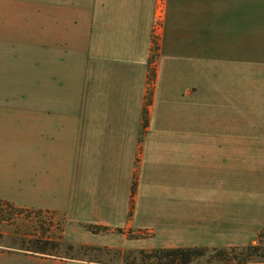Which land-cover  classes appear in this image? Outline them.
Instances as JSON below:
<instances>
[{
	"label": "crops",
	"instance_id": "crops-1",
	"mask_svg": "<svg viewBox=\"0 0 264 264\" xmlns=\"http://www.w3.org/2000/svg\"><path fill=\"white\" fill-rule=\"evenodd\" d=\"M0 200L61 215L80 246L129 250V232L157 239L144 251L250 245L264 0H0Z\"/></svg>",
	"mask_w": 264,
	"mask_h": 264
},
{
	"label": "trees",
	"instance_id": "trees-1",
	"mask_svg": "<svg viewBox=\"0 0 264 264\" xmlns=\"http://www.w3.org/2000/svg\"><path fill=\"white\" fill-rule=\"evenodd\" d=\"M5 208L8 211L3 212ZM23 210L15 208L11 204L0 200V224L6 222L13 215L20 214ZM2 235H0V239ZM59 247L55 241L44 237H19L12 241L10 248L16 251L29 255H36L44 258H57L53 253L57 251ZM69 251L74 250L73 246H68ZM77 252L87 255H96L93 260H84L76 257L59 258L85 261L87 263H99V264H119L114 263L112 260L120 258V264H198L199 259L206 257L208 249L203 247H189V248H162L152 251L139 250L136 254L139 256V263L134 258H131L132 252L126 253L120 250H109L106 248H99L93 246H79ZM212 256L203 264H264V246L253 245L246 246L240 252H236L234 249L229 251L223 249H212ZM100 256H111L110 262H102L99 260Z\"/></svg>",
	"mask_w": 264,
	"mask_h": 264
},
{
	"label": "rangeland",
	"instance_id": "rangeland-1",
	"mask_svg": "<svg viewBox=\"0 0 264 264\" xmlns=\"http://www.w3.org/2000/svg\"><path fill=\"white\" fill-rule=\"evenodd\" d=\"M165 144L167 143H164V146ZM22 210L23 211L20 214L13 215L9 220L0 224V235H2V238L0 239V252L16 251L15 249H12L10 247L12 246V241L15 239H19V237L27 236V239H30V237H44L58 243L59 247L57 248V251L53 253L57 258H68L71 256L84 260H93L95 258L96 255L94 254L89 255L87 253V255L84 256L83 254L77 252V248L80 245L73 243L76 238L78 240V237L75 236L76 232L74 231V226L72 223L67 222L61 215L24 209ZM2 211L7 212L8 210L3 208ZM119 238L120 236L116 235L115 239L117 242L119 241ZM126 238L129 241L127 242L126 246L129 250H125L122 252H132L133 254L131 258H134L137 263H139L140 258L136 254V251L146 248L147 246L156 248L153 244L158 242L156 238H148L144 233L138 232H129L128 234H126ZM258 244L264 246V230L260 232L258 237L250 243L251 246ZM70 245L74 247V250H67L68 246ZM244 247L246 246L238 245L225 248L216 247V249H223L226 251L234 249L238 253ZM205 248L208 249L206 257L199 259L196 263L203 264L208 260L210 256L213 255L212 249H214V247L205 246ZM110 258L111 256H100L99 260L102 262H110ZM112 262L120 264L121 260L119 258V260L115 259L112 260Z\"/></svg>",
	"mask_w": 264,
	"mask_h": 264
}]
</instances>
